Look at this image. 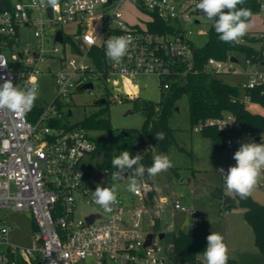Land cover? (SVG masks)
<instances>
[{
  "label": "built area",
  "instance_id": "built-area-1",
  "mask_svg": "<svg viewBox=\"0 0 264 264\" xmlns=\"http://www.w3.org/2000/svg\"><path fill=\"white\" fill-rule=\"evenodd\" d=\"M260 1L264 9V0ZM128 3L149 14L145 27L125 16ZM197 3L198 0H58L53 8L47 0H0V65L4 66L0 67V84L7 78L24 90L47 73L55 79L56 94L51 103L35 101L34 107L23 114L0 109V208L29 211L35 226L34 247L19 246L10 239L11 222L0 221V264H17L19 258L33 264L37 253L43 264H83L89 260L93 264H167L159 243L165 237L160 225L166 214L183 212L192 223L198 210L184 204L180 197H176L173 209H167L163 200L150 203L151 186H144L141 180L130 202L117 194L118 203L106 212L95 203L93 191L84 179L82 161L95 150L91 134L81 126L65 129L56 123L72 112L67 110V99L74 93L85 90L94 96L98 86V101L106 99L108 93L113 95L110 86L124 85L127 96L136 98L138 87L132 81L138 76L158 75L162 86L170 89L180 78L196 72L194 43L189 36L190 25L198 22ZM157 20L165 23V30L150 27ZM71 24L74 32H66L65 26ZM27 29L34 30L37 46L18 50ZM58 32L62 33V41L57 39ZM128 35L133 42L125 57L120 62L110 60L105 54L106 41ZM47 37L53 43L50 53L43 48ZM52 59L57 61V70L51 65L41 67ZM245 61L247 80L237 100L250 105L253 92L264 83V71L250 59ZM231 62L211 57L206 71H235ZM88 83L92 87H86ZM207 129L224 133L222 144L232 157L242 143L264 142V133L253 136L245 131L237 114L229 110L193 125L195 131ZM235 164L233 159L231 164L220 165L218 171L223 169L226 175ZM99 171L103 177L97 182L106 187L107 175ZM106 172L113 178L117 169ZM255 188L264 191V172ZM78 198L96 204L100 211L77 220L74 211ZM226 212L224 208L222 213ZM93 215L96 217L90 222L88 217ZM165 227L170 230L172 225L167 223ZM149 234L153 237L146 244Z\"/></svg>",
  "mask_w": 264,
  "mask_h": 264
},
{
  "label": "rangeland",
  "instance_id": "rangeland-1",
  "mask_svg": "<svg viewBox=\"0 0 264 264\" xmlns=\"http://www.w3.org/2000/svg\"><path fill=\"white\" fill-rule=\"evenodd\" d=\"M125 16L130 22L138 20L141 27H145L146 21L149 19V14L140 10L134 4L126 5ZM195 20L190 25L192 33L190 39L195 47H201L208 39V31L210 20L200 11L195 14ZM249 30L257 36H263L264 42V10L252 14L249 18ZM66 32H74V25L65 26ZM37 40L34 36L33 29H27L21 36L18 43V50L35 49ZM44 49L50 53L53 43L50 37L45 39ZM262 42H257L256 47H260ZM238 62L230 64L235 68V71H224L220 73L221 78L229 83L242 86L246 80L245 75L246 61L242 54L238 55ZM51 65L54 70L58 69L57 61L49 60L41 65L42 68H47ZM257 67L264 71V63H258ZM55 79L47 73L39 76L38 98L44 104H49L53 101L56 94L54 91ZM133 86H137L136 98L139 100H151L158 103L161 101L164 94H167L169 89H166L161 84V78L158 75L138 76L132 81ZM126 87H109L113 92L109 96L110 104V119L113 125L112 131H93V136L112 135L118 138L125 128H141L147 117V110L134 105L133 97H128ZM96 95H91L87 91L74 93L67 99V110L71 109L72 114L68 115V121L71 124L81 122L87 115L94 110L99 109L100 104L97 103V96L100 95V88L96 87ZM135 90V89H134ZM119 93L120 95H116ZM256 112L264 113V107L259 105H249ZM68 114V113H67ZM170 125L174 128L176 143L173 144L167 151L161 147H153V158L158 154H166L173 163V167L166 172H162L149 182L144 181L143 185L154 186V199L157 202L162 200L167 209H173L176 197H180L184 204L194 206L197 210L203 213L209 223L208 232H217L224 237V241L229 249V257H236L239 264H264V253L260 252L255 244L254 232L252 227L243 217L241 209L233 210L228 215H223L220 211V206L217 198L211 192L210 187H219L224 183L222 174L218 171L220 165L231 164L233 157L225 148H217L211 146V140L203 135L202 131L193 130V125L190 121L189 100L187 96H183L178 107L170 117ZM124 150H117L113 158L118 156ZM109 158V154L105 151H99L96 154L87 155L82 166L84 170V179L88 184L89 189L95 191L96 187H101V184L94 180L99 168L104 165ZM153 163V159H152ZM107 188L116 187L117 193L124 195L128 202L131 201L132 193L127 191V186L132 175L129 174L124 180L119 178L113 179L109 175L106 176ZM256 200L264 203V191L255 188L251 194ZM100 207L94 203H89L84 198H78L77 207L74 215L77 220L83 218L85 214L91 212H99ZM7 219L12 224L10 239L13 243L19 246L34 247L35 226L29 211L6 210L0 208V221ZM172 225L170 230L166 229V224ZM190 218L187 214L177 211L173 216L167 213L164 221L160 225V229L165 232V237L159 240L163 246L167 256V264H175L173 261V239L174 235L180 230H188ZM147 228H152L147 225ZM204 264H207L203 253L199 255V259ZM229 262V259H228ZM227 262V264H229ZM83 264H93L90 260Z\"/></svg>",
  "mask_w": 264,
  "mask_h": 264
},
{
  "label": "trees",
  "instance_id": "trees-1",
  "mask_svg": "<svg viewBox=\"0 0 264 264\" xmlns=\"http://www.w3.org/2000/svg\"><path fill=\"white\" fill-rule=\"evenodd\" d=\"M238 7L248 8L252 14L264 10L261 8L260 0H246L243 5H238ZM150 27L155 30H165L166 28L165 23L159 20L151 23ZM207 34L208 39L203 46H194L196 72L189 73L175 82L158 103L133 98L135 106L144 108L148 112L141 128H125L118 138H114L112 135L93 136L91 134L97 130L110 132L113 129L110 119L109 93L106 96V102L98 103L100 104L99 109L91 112L81 122L71 124L66 115L56 124L65 129L81 126L91 134L95 144L93 155L99 151L109 154V158L99 168L105 172V175H108L107 170L113 169L112 159L117 150L129 151L133 156L139 155L141 157L140 164L147 168L152 165L153 147L159 146L167 151L176 143L175 130L170 125V117L183 96H187L189 100L192 125L206 118L220 116L229 110L237 114L245 131L250 132L253 136L264 133V113L253 111L249 105L237 100L241 93V86L224 81L220 73L213 74L206 71L208 59L211 57L229 61L231 56L238 57L239 54H242L245 59H250L255 64L263 63L264 42L261 39L263 37L248 30L247 34L238 41L225 43L219 39L212 21H210ZM257 42H262L260 47L255 46ZM262 87H264V83L253 92L252 105L264 107ZM158 132L165 134L164 140L157 141L155 139V134ZM202 133L211 140L212 147H222L224 133L215 129H207ZM151 179L147 173L137 178L138 182L141 180L149 182ZM210 192L219 201L221 212L224 208L228 211L237 209L243 211L244 219L254 232L255 244L259 251L264 253V203L256 200L252 195L246 199L230 195L226 192L224 183L219 187L211 186ZM148 194L150 203H153L154 186L148 189ZM208 228L209 223L206 216L198 211L197 219L191 223L190 228L186 231L180 230L174 235L173 261L175 264H198L199 255L204 252L207 246ZM228 263L233 264L234 262L229 261ZM17 264L28 263L23 258H19ZM33 264H43L39 253L33 259Z\"/></svg>",
  "mask_w": 264,
  "mask_h": 264
},
{
  "label": "clouds",
  "instance_id": "clouds-1",
  "mask_svg": "<svg viewBox=\"0 0 264 264\" xmlns=\"http://www.w3.org/2000/svg\"><path fill=\"white\" fill-rule=\"evenodd\" d=\"M43 2V0H42ZM246 0H198L196 8L213 22L215 32L222 42H235L243 38L250 27L249 18L252 12L248 8L238 7ZM53 8L57 6L58 0H47ZM227 10V11H225ZM133 37L116 36L110 37L106 41V56L114 61L120 62L128 52ZM0 67H4L0 65ZM38 98V85L33 83L31 87L21 90L14 86L11 79L4 78L0 84V109H7L11 112L23 114L30 111ZM165 138L163 132L155 134L157 141ZM235 166L229 167L227 174L224 170L219 171L224 174V185L226 192L230 195H237L241 199L248 198L264 172V142L242 143L234 153ZM141 157L133 156L129 151H122L112 159V165L117 169L113 179L123 180L125 173H131L132 179L128 183L127 191L135 194L138 191V177L147 173L149 178H154L162 172L173 167V163L166 154L154 156L150 167L145 168L140 164ZM116 187H96L93 191L95 203L101 206L106 212H111L112 207L118 203ZM207 246L203 256L207 264H227L229 259V249L224 241V237L211 232L207 236Z\"/></svg>",
  "mask_w": 264,
  "mask_h": 264
},
{
  "label": "water",
  "instance_id": "water-1",
  "mask_svg": "<svg viewBox=\"0 0 264 264\" xmlns=\"http://www.w3.org/2000/svg\"><path fill=\"white\" fill-rule=\"evenodd\" d=\"M198 10H199V9H198ZM199 11H201V10H199ZM57 39L60 40V41H62V33H61V32H58V34H57ZM230 60H231L232 62H238V61H239L238 57H236V56H231V57H230ZM86 87H89V88L92 87V83H88V84L86 85ZM105 102H106V99H105V98H101L100 100L97 101V103H105ZM71 114H72V112L69 111V115H71ZM256 140H259V137H256ZM222 147L224 148V144H222ZM127 175H128V173H125V177H124V179L127 177ZM102 177H103V172H102V171H98V173L95 175L94 179H95L96 181H100V180L102 179ZM124 179H123V180H124ZM95 217H96V215L90 216V217H88V220H89L90 222H92V221L94 220ZM163 235H164V234H161V237H162ZM152 237H153V234H149L146 244L150 243ZM198 264H204V263H203L201 260H198Z\"/></svg>",
  "mask_w": 264,
  "mask_h": 264
},
{
  "label": "crops",
  "instance_id": "crops-1",
  "mask_svg": "<svg viewBox=\"0 0 264 264\" xmlns=\"http://www.w3.org/2000/svg\"><path fill=\"white\" fill-rule=\"evenodd\" d=\"M262 36V35H261ZM263 37V36H262ZM264 63V62H263ZM223 148V147H222ZM218 203H219V201H218ZM220 206V205H219ZM199 211V210H198ZM231 213V211H228V212H226V213H222L223 215H228V214H230ZM244 217V216H243ZM190 225H191V223H189V227H188V229L190 228ZM229 261H233L234 263H238L239 264V262H238V260L236 259V257H229Z\"/></svg>",
  "mask_w": 264,
  "mask_h": 264
}]
</instances>
